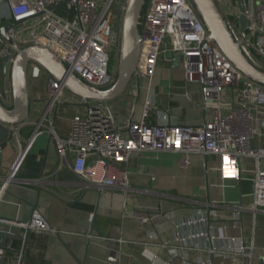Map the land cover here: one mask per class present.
Instances as JSON below:
<instances>
[{
	"label": "built area",
	"instance_id": "2783aa9c",
	"mask_svg": "<svg viewBox=\"0 0 264 264\" xmlns=\"http://www.w3.org/2000/svg\"><path fill=\"white\" fill-rule=\"evenodd\" d=\"M220 1L233 11H227L225 17L231 18L227 22L236 30V38L264 66V0ZM2 2L9 10L7 23L18 22L7 32L18 45L35 44L48 48L69 73L93 87L106 89L115 82L117 74L114 76L112 68L116 52L114 12L123 10V0ZM113 7L117 10L112 11ZM140 26L142 40L131 84L133 93L138 95L141 86L137 80L141 84L149 81L141 119L131 118L121 126L106 101L86 102V111L72 118L69 135L66 138L55 135L61 162L89 185L116 188L127 194L132 190L129 173L117 165L128 162L135 154L181 153L179 162L183 168L192 164L194 155H216L220 158L219 171L223 180H240L241 162L253 159L252 205L245 207L229 203L225 206L231 209L233 219L237 221L242 220L245 211L255 213L264 209V143L252 144L258 135L260 111L264 108V85L245 77L230 62L211 39L190 0H148ZM166 44L169 50L179 55L186 81L200 84L203 109L212 111L210 118L199 126L171 124L168 111L156 110L151 81ZM2 46L0 55L4 59L13 56V49L7 43ZM47 85L49 102L44 119L51 121L53 108L65 100L68 90L53 76L48 77ZM10 97L11 89L0 93L2 100ZM73 99L81 104L80 97L74 94ZM154 113L158 115L155 123L149 120ZM48 128L53 129L52 126ZM28 143L27 148L31 141ZM27 148L21 145L18 149L20 153L2 180L1 191L10 183L18 182V164ZM213 206L216 204L207 203L199 207L193 217L177 221L172 243L157 242L158 236L148 232L149 240L145 244L161 245L168 251L167 259L160 260L154 255L153 260L158 264H178V260L185 264L191 253L202 252L209 257L199 259L198 264H214V256L233 263L252 264L256 250L254 241L247 243L243 235L230 237L212 231ZM129 216L138 221L141 228L147 229L157 213L134 208ZM93 217L90 216L91 221ZM0 223L31 231H56L39 211H35L27 222L0 217ZM118 242L124 240L118 239ZM219 242L222 243L219 245ZM259 264H264V252Z\"/></svg>",
	"mask_w": 264,
	"mask_h": 264
},
{
	"label": "crops",
	"instance_id": "0c3cea01",
	"mask_svg": "<svg viewBox=\"0 0 264 264\" xmlns=\"http://www.w3.org/2000/svg\"><path fill=\"white\" fill-rule=\"evenodd\" d=\"M219 4L223 7V15H227L224 1ZM8 21V6L0 0V26ZM2 47L0 42V49ZM167 51L166 44L151 81L156 110L168 111L171 124L199 126L210 118L212 111L202 107L200 84L187 82L182 66H174ZM2 61L0 93L11 89L9 67L5 59ZM49 76L45 71L36 78L30 75L29 117L14 126L11 145L0 154V217L27 222L39 211L56 231H31L26 241L25 229L0 223V264H158L152 257L167 259L168 251L161 245L145 244L149 240L148 232L158 236L157 242L172 243L175 223L193 217L197 209L207 203L216 204L212 231L230 237L243 235L247 243L254 241L256 250L252 264H259L264 252V209L255 213L245 211L242 220L237 221L231 209L225 206L229 203L252 205L253 159L241 162L240 180H223L219 171L220 158L216 155H194L192 164L183 168L179 162L181 153L144 152L117 165L129 173L132 187L129 193L89 185L61 162L55 138V135L61 138L69 135L72 118L77 113L83 114L87 103L82 99L81 104L76 102L74 94L67 91L65 100L53 108L51 121L44 119L49 102ZM148 85V80L142 81L141 90L135 95L133 84H130L122 95L106 101L119 125L125 126L131 118L141 119ZM3 101L12 104L8 98ZM149 120L157 122V113ZM29 141L31 144L27 148ZM262 143L264 108L260 111L258 135L252 141L255 146ZM21 145L27 149L20 156L16 172L18 182L10 183L1 191L2 180L15 163ZM134 208L157 213L147 229L129 216ZM91 215L94 216L92 221ZM208 257L207 253H191L185 264H198L199 259ZM177 262L181 264L180 260ZM213 262L248 264L233 263L220 256H214Z\"/></svg>",
	"mask_w": 264,
	"mask_h": 264
},
{
	"label": "water",
	"instance_id": "95a60500",
	"mask_svg": "<svg viewBox=\"0 0 264 264\" xmlns=\"http://www.w3.org/2000/svg\"><path fill=\"white\" fill-rule=\"evenodd\" d=\"M148 0H126L123 5L119 66L115 82L106 89L93 87L76 75L68 72L63 62L48 48L41 45L21 47L9 35L8 30L18 22L0 26V42L13 49V56L6 57L11 78V100L8 105L0 98V154L11 145L15 136L14 126L24 123L30 114L29 77H39L42 71L64 84V87L89 101H111L122 95L131 84L136 69V60L141 45V18ZM204 22L211 39L227 56L230 62L245 77L264 85V66L254 59L241 42L233 35L225 16L215 0H190ZM243 24L245 22L242 17ZM174 66L180 67L179 55L167 51ZM139 87L141 81L137 80ZM31 230H26V241Z\"/></svg>",
	"mask_w": 264,
	"mask_h": 264
},
{
	"label": "rangeland",
	"instance_id": "374dc122",
	"mask_svg": "<svg viewBox=\"0 0 264 264\" xmlns=\"http://www.w3.org/2000/svg\"><path fill=\"white\" fill-rule=\"evenodd\" d=\"M125 1L126 0H123V2L125 3ZM215 1H217L218 3H219V0H215ZM235 2H236V0H235ZM147 4H148V1L146 2V4H145V6H144V8H143V11H142V18H141V22L144 20V15H145V9H146V7H147ZM221 4V3H220ZM219 7L221 8V11H223L222 10V6L221 5H219ZM231 8V7H230ZM117 10V8L116 7H113V9H112V11H116ZM228 11H231V12H233L231 9H229L228 8ZM223 13H224V11H223ZM114 15H115V25H116V43H115V45H116V52H115V55H114V58H113V60H112V68H113V70H114V76L117 74V72H118V66H119V54H120V40H121V23H122V17H123V10H120V11H117V12H114ZM230 17H225V19L226 20H228ZM231 19V18H230ZM233 20V19H232ZM234 21H235V17H234ZM233 21V22H234ZM235 23V22H234ZM229 27H230V25H229ZM230 29H231V31H232V33H233V35L235 36V37H237V33H236V30H234L233 28H231L230 27ZM140 30H141V26H140ZM0 64H2L3 63V57L0 55ZM9 100H11V97L9 98Z\"/></svg>",
	"mask_w": 264,
	"mask_h": 264
}]
</instances>
